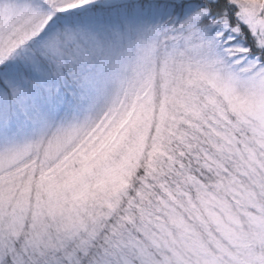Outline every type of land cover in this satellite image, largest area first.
<instances>
[{
  "label": "snow or ice",
  "instance_id": "6c2138e0",
  "mask_svg": "<svg viewBox=\"0 0 264 264\" xmlns=\"http://www.w3.org/2000/svg\"><path fill=\"white\" fill-rule=\"evenodd\" d=\"M0 264H264V0H0Z\"/></svg>",
  "mask_w": 264,
  "mask_h": 264
}]
</instances>
